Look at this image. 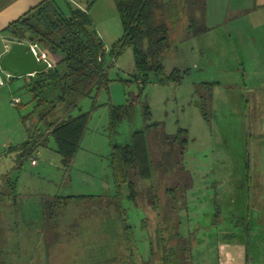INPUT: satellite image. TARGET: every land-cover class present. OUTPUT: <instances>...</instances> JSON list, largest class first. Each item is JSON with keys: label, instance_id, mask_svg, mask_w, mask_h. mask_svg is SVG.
<instances>
[{"label": "rangeland", "instance_id": "1", "mask_svg": "<svg viewBox=\"0 0 264 264\" xmlns=\"http://www.w3.org/2000/svg\"><path fill=\"white\" fill-rule=\"evenodd\" d=\"M202 2L207 4V8L199 9L205 17L194 23L191 30L193 17H201L193 5L178 0L179 8L175 4L170 8L169 4V8L158 11V20L170 27L171 47L164 57L165 72L180 69L183 77L180 82L166 84L150 81L141 88L132 78L135 72L132 47L126 46L116 58L109 54V49L123 35L115 1L95 0L90 14L107 51L109 87L100 90L96 98L82 97L70 112L73 116L89 113L72 163L62 165L55 137L47 134L46 145L39 146L33 154L37 160L33 166L35 177L14 185L17 197H0V264H99L92 252L109 238L102 230L101 218L90 216L87 209L73 204L58 218L55 231L51 230L53 239L49 237L47 241L44 233L52 211L47 204L56 195L113 194L116 189L110 166L112 144L130 143L136 129L155 122L159 125L147 130V139L152 163L156 165L157 160L166 162L162 158L165 150H169L162 136L177 134L181 128L188 130L183 156L169 153L171 164H167V173L157 166L160 178H156V183L160 184L158 192L162 195L165 187L183 179L191 178V183L193 179L185 193L188 207L181 205L177 211L182 219L181 232L185 235L187 230L194 231L196 235L193 264H246L242 248L225 244L224 239L225 233L233 231L245 241L241 225L232 227V219L242 220L245 211L251 220L247 235L249 264H264V209L255 207L264 202V36L256 45L249 37L253 31L264 32V22L258 20L264 19V7L257 9L260 11L254 8L255 12L244 17L242 7L238 6L255 7L264 0ZM204 25L209 29L194 35L196 28ZM241 29L250 38L247 52L238 46L242 41L237 37ZM14 78L15 93L22 101L18 109L28 114L35 106L32 94L24 89L23 77ZM202 82H213L215 87L212 101L206 105V119L198 107L199 89L208 91ZM133 98L136 104L132 119H123L110 127V107L126 104ZM146 103L151 116L145 119ZM53 117L50 115L47 120ZM29 160H24V167L30 164ZM126 187L123 186V192ZM122 201L134 241L130 250L134 261H140V256L147 258L157 244L153 238L157 216L147 201L140 199L143 206L138 207L125 195ZM216 209L220 216L218 223L212 225L209 217ZM173 220L170 224L166 221V225L171 226ZM130 250L118 247L115 262L106 264H127Z\"/></svg>", "mask_w": 264, "mask_h": 264}, {"label": "trees", "instance_id": "2", "mask_svg": "<svg viewBox=\"0 0 264 264\" xmlns=\"http://www.w3.org/2000/svg\"><path fill=\"white\" fill-rule=\"evenodd\" d=\"M114 1L123 26V35L109 49L111 58H116L126 46L132 47L135 63L132 78L141 88L150 81L159 84L180 82L183 77L180 69L175 68L170 73L165 72L164 57L171 47L170 27L166 22H160L157 15L162 8H169V4L170 8L174 4V7L179 8L181 5L176 3L178 0ZM182 1L186 5H193L195 12L200 11L201 8L204 9L206 4L202 2L203 0ZM94 2L95 0H65L62 4L60 0H42L5 28V32L12 41L38 44L43 51L47 52L54 67L53 74L44 70L33 75L21 76L26 77L23 87L32 94L35 106L32 112L23 116L27 124L28 138L20 148L22 150L20 159L33 155L39 146L46 145V135L52 134L63 166H69L80 147L89 119L88 112L73 116L70 113L71 110L77 106L82 97L96 98L100 90L109 87L110 64L107 63V51L90 14V8ZM197 21L200 22V18L194 16L189 26L190 30L194 23H198ZM206 29L209 28L205 25L196 28L194 35L202 34ZM202 83L208 91L199 89L198 107L206 119V105L208 106V103L212 101L213 82ZM135 104L136 99L133 98L126 104L112 105L109 110L110 127H115L123 119H132ZM50 115L54 116V119L48 121ZM144 115L145 119L151 116L148 103L144 106ZM153 125H159V123L147 124L146 127L136 129L132 133L130 143L112 144L110 166L116 189L113 194L56 195L54 200L48 202L47 207L52 211L49 212L46 221L48 230L46 229L47 233H44V237L47 241L49 237L53 239L51 230L57 227L58 218L63 211L76 204L87 209L90 216L100 217L102 230L109 234V238L92 252L94 260H97L95 262L114 263L113 259L118 255V247L124 246L130 250L134 246L131 224L122 201L125 195L136 207L143 206L139 203L142 199L147 201L149 208L155 211L157 224L153 238L157 240V244L150 250V255L156 257V260L152 258V262L157 264L194 263L193 251L198 243L195 232L187 230L185 235L181 232L182 219L177 213L181 205L188 207L185 193L192 186L193 179L191 183V178L189 181L183 179L180 183L165 187L162 195L158 192L161 190L160 184L156 183L160 178L156 174L157 166L161 172L167 173L166 167L170 163L169 153L183 156L188 144V130L181 128L177 134L162 136V141L169 150H165L166 153L162 158L166 161L165 166L158 160L156 165L155 160V163H152L147 139V130ZM124 185L127 186L125 192L122 191ZM144 186L147 187L146 190ZM10 187L13 195L17 196L13 183H10ZM219 216V210L216 209V213L209 217L210 224L218 223ZM173 218L172 225H168ZM166 221H169L167 225ZM232 222L236 226L240 224L234 219ZM248 232L249 226L246 227V233ZM232 233L224 234V239L227 237L233 239L235 235ZM246 250L249 254L248 243ZM128 256L129 258L132 256V250L129 251ZM249 261L250 257L247 256L246 264H249Z\"/></svg>", "mask_w": 264, "mask_h": 264}, {"label": "crops", "instance_id": "3", "mask_svg": "<svg viewBox=\"0 0 264 264\" xmlns=\"http://www.w3.org/2000/svg\"><path fill=\"white\" fill-rule=\"evenodd\" d=\"M41 1L42 0H0V60L2 55L10 47L11 43L14 42L5 32L7 25L16 20L30 8L39 4ZM242 3L246 4L244 2ZM238 6L242 7V10H240L242 12H240L241 15L247 17L248 14L253 11L255 12V10L260 11L257 9L263 8L264 2L256 4L255 7L245 6L244 8L241 5ZM205 7L207 8V4ZM197 14L201 16L199 17L200 19H204L205 16L203 17L202 12L198 11ZM206 17L208 19V16ZM208 20H210V18ZM258 20L264 22V19L262 18H258ZM242 21L243 19L241 22ZM242 29L245 31V26L242 25ZM242 29L237 34V37L242 38V41H240L238 46L242 52H247L249 47L247 44L250 41L249 39L251 38L252 44L256 45L257 40L263 38L264 32L253 31L249 36L250 38H248L247 34H245ZM256 32H258V34H256ZM1 70L2 68L0 66V71ZM254 72H256V70ZM14 77L15 75L6 84L0 86V197L3 195V199L5 197L7 198V196L10 198L17 197L13 195L12 189L11 187L9 188L8 185H10V183L16 185V183H22L23 179L35 177L33 166L37 165V160L33 159V155L20 159L22 153L20 148L23 142L28 138V131L27 124L23 120V116L26 114H22L18 109L19 105L22 104V101L20 96L15 93V85L13 84ZM25 78L26 77H23V84ZM262 84H264V80ZM214 88L215 87H213V89ZM213 92L214 90H212V93ZM14 97L20 98V102L16 105L13 104ZM37 150L38 149H36V151ZM34 153L35 152H33V154ZM27 158H30V164L24 167L23 162ZM6 190L7 192H5Z\"/></svg>", "mask_w": 264, "mask_h": 264}, {"label": "water", "instance_id": "4", "mask_svg": "<svg viewBox=\"0 0 264 264\" xmlns=\"http://www.w3.org/2000/svg\"><path fill=\"white\" fill-rule=\"evenodd\" d=\"M0 66L3 70L10 71L15 76L20 77L33 75L44 70L51 74L54 73L53 65H49L46 60H39L27 41L12 42L2 55Z\"/></svg>", "mask_w": 264, "mask_h": 264}, {"label": "flooded vegetation", "instance_id": "5", "mask_svg": "<svg viewBox=\"0 0 264 264\" xmlns=\"http://www.w3.org/2000/svg\"><path fill=\"white\" fill-rule=\"evenodd\" d=\"M259 198L262 199V196H259ZM255 205H256L255 206L256 208H259V206H261V208L264 209V202L261 205L260 204H255ZM238 221L240 222V225H241L242 229L244 230L245 241H242V240L238 239L236 237V233H232L233 231H231L228 234L231 235V233H232V235H235V236H234L233 239H230L229 237H227L225 239L226 240L225 244L240 246L242 248V251L244 252V259H246V257L249 256V254H248V252L246 250L247 249V243L249 242L247 240V235L248 234L246 233V227L247 226L251 227V220L249 221V213H246V211H245V213L242 214V220H241V217H240V219ZM235 226H236V224L233 223L232 227H235ZM225 234H227V233H225ZM239 242H240V244H239ZM140 257H141L140 261L139 260L136 261L139 264H151V261H153L152 258H155V260H156V257L155 256L152 257L151 255H148L147 258L146 257L144 258L143 256H140ZM134 258L135 257L132 255L126 263L127 264H136V262L134 261Z\"/></svg>", "mask_w": 264, "mask_h": 264}, {"label": "built area", "instance_id": "6", "mask_svg": "<svg viewBox=\"0 0 264 264\" xmlns=\"http://www.w3.org/2000/svg\"><path fill=\"white\" fill-rule=\"evenodd\" d=\"M72 1H75V0H72ZM30 46H31V49L34 51V54L36 55V57L39 60H46L49 63V65H52V62H51L50 58L47 55V52L43 51L38 46V44L30 43ZM13 76H14V74L11 73L10 71L2 69L0 71V86L6 84ZM19 102H20V98L19 97H14L13 98V104L16 105Z\"/></svg>", "mask_w": 264, "mask_h": 264}]
</instances>
